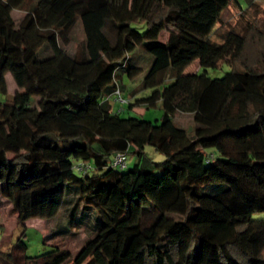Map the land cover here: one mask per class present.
<instances>
[{
  "label": "trees",
  "instance_id": "obj_1",
  "mask_svg": "<svg viewBox=\"0 0 264 264\" xmlns=\"http://www.w3.org/2000/svg\"><path fill=\"white\" fill-rule=\"evenodd\" d=\"M231 1L0 0V198L18 223L91 227L74 264H264V217H253L264 211V25L254 0L244 20L227 22ZM207 48L204 66L230 69L184 72L186 56ZM112 99L160 102L163 113L132 132ZM186 104L192 130L176 119ZM147 144L165 158L153 160ZM120 151L134 163L114 165ZM27 247L18 236L0 264L72 256L58 245L30 256Z\"/></svg>",
  "mask_w": 264,
  "mask_h": 264
},
{
  "label": "rangeland",
  "instance_id": "obj_2",
  "mask_svg": "<svg viewBox=\"0 0 264 264\" xmlns=\"http://www.w3.org/2000/svg\"><path fill=\"white\" fill-rule=\"evenodd\" d=\"M241 2L244 4V7H241V5L236 0L231 1V4L224 11L223 14V17L227 22L229 21V23L236 24L239 23L241 20H244L243 13L245 10V6L247 5L245 3L246 0H241ZM253 4H257V7L259 8V10L256 13L258 19V21L256 22L257 25H264V0H254ZM23 13L24 12L22 10H17L15 12L16 18L19 19V17ZM137 26L142 32L147 30V26L144 23L138 24ZM167 36H168L167 31L163 30L157 37L161 40H165ZM252 43H251L252 47L249 49V52L252 55H256L255 57H257L258 56L257 51H259L258 47L254 46L255 45L254 41ZM74 45H71L70 48L71 47L74 48ZM207 51L208 52H206L205 56H200V53L187 55L185 64L183 63L184 72L194 73L196 71H199V72L207 73L208 75L213 77L223 76L226 73V71L230 69V66L227 63H222L214 67L204 66L203 63L208 58L212 57L214 54L213 49L211 48H207ZM175 57L176 56H174V59ZM180 57L182 56L179 55V58ZM159 72L161 71H158L157 72L158 74L155 73L153 76L155 77V75L157 74L156 78L162 77V72L161 73ZM8 80H9V91L14 92V90L16 89V83L11 73L8 74ZM170 85L171 83L168 84L169 87ZM161 86L163 87V85ZM153 88L154 86H152V83L150 82L146 88L138 92L137 97H144L149 95L152 92ZM123 95L128 96L127 93L125 92L123 93ZM130 100L134 101L135 98H131ZM112 102L114 103L115 108L118 109L122 115L130 116L132 118V122H133L132 132L142 124L138 120H142V121L145 120L147 121L146 123H155L158 120H160L163 113V108L160 102L152 103L150 104V106L135 105L133 108H130L128 106V102L121 103L115 101L114 99H112ZM184 102H188V99H185ZM186 105L187 106L182 105V109H184V111L179 112L178 115L176 116V119L179 123L185 125L187 129L192 130L194 125L193 116L192 113L190 112L191 108H189L188 104ZM145 150L147 154L155 161H161L165 158L164 153L157 150L153 145L147 144ZM210 151L216 154L215 149H212ZM134 161H135V155L134 153L130 152L128 154V159H127L128 166L132 165ZM0 209L2 212V217H1L2 226L0 227L1 250H8L9 247L16 241L18 236L24 234V239L28 245L27 247L28 255L38 256L52 250L55 246L58 245L67 248L72 254L71 258L66 260L62 264H74L75 255L82 247L83 242L88 237V234L92 233L91 227L87 228L83 226H78L76 230H71V231H66L65 229L58 230V226L57 227L54 226L55 221H53L52 219L47 220L39 217L28 219L25 222L26 223L25 225H23L22 223H18L17 213L13 210V206L11 202L5 198H0ZM65 217H67L66 210L57 219L63 220ZM253 217L263 218L264 211L255 212L253 214ZM63 225L64 226L68 225V222H63ZM99 261H101L100 258L98 259V262Z\"/></svg>",
  "mask_w": 264,
  "mask_h": 264
},
{
  "label": "built area",
  "instance_id": "obj_3",
  "mask_svg": "<svg viewBox=\"0 0 264 264\" xmlns=\"http://www.w3.org/2000/svg\"><path fill=\"white\" fill-rule=\"evenodd\" d=\"M116 98L119 101H125V99L120 94L119 90H117ZM127 159H128V153L126 151H120L115 155L114 165H117L119 167H125L127 165ZM89 166L90 165L88 163L78 162V164L76 165V168L80 171H85L87 168H89Z\"/></svg>",
  "mask_w": 264,
  "mask_h": 264
}]
</instances>
